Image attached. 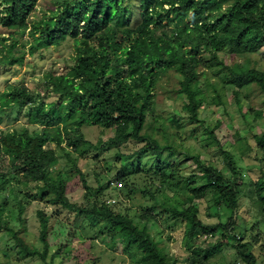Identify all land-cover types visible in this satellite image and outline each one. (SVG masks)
Wrapping results in <instances>:
<instances>
[{
  "label": "trees",
  "instance_id": "obj_1",
  "mask_svg": "<svg viewBox=\"0 0 264 264\" xmlns=\"http://www.w3.org/2000/svg\"><path fill=\"white\" fill-rule=\"evenodd\" d=\"M37 2L0 0V26L21 36L27 31L30 54L71 41L73 56L64 72L53 73L49 68L44 76L42 89L56 97L53 101L45 102L23 84L7 85L0 92V114L16 108L23 111L27 124L0 131V212L15 209L23 222L21 216L31 201L37 199L49 209L35 212L41 249L0 223V229L10 233L17 254L56 264L52 255L47 260L50 219L58 226L63 223L67 235L81 229L83 220L95 219L105 226L109 238L120 240L123 254L133 264H208L214 244L207 237L216 230L231 234L228 243L242 264H256L253 244L234 235V214L245 185L235 163L226 161L222 171L186 151L181 153L182 160L192 159L198 173L184 176L163 158L165 151L173 153L174 148L167 143L169 133L153 101L160 78L168 71L178 76L175 94L182 98L189 122H199L202 101L197 96L206 92V86L220 105L227 87L236 103L242 89L252 84L264 94V71L226 65L218 57L222 51L241 56L264 47V0H57L47 15L34 19ZM136 12L137 21L132 22ZM16 41L12 38L8 46H1L4 65L21 64L25 50ZM202 64L209 71L216 68L214 80L210 81L207 69L199 71ZM200 75L205 77V88ZM254 114L260 116L259 111ZM87 126L114 132L96 146L82 132ZM207 134L213 137L212 131ZM252 138L264 161V126ZM128 143L134 145L133 151L116 153L117 166L111 174L104 172L108 180L102 184L103 178L95 173V186L88 184L78 165L83 153ZM60 159L74 168L85 202L68 198L63 172L53 170ZM156 179L180 189L179 206L154 187ZM252 185L254 205L264 215V174ZM111 187L117 196L121 190L128 197L139 191L147 204L135 216L120 203L103 198ZM210 194L215 212L206 216L219 217L224 208L229 211L224 223L200 218L197 203ZM161 220L172 222L167 228L177 222L184 225L189 253L182 261L160 244L148 225L159 226Z\"/></svg>",
  "mask_w": 264,
  "mask_h": 264
},
{
  "label": "rangeland",
  "instance_id": "obj_2",
  "mask_svg": "<svg viewBox=\"0 0 264 264\" xmlns=\"http://www.w3.org/2000/svg\"><path fill=\"white\" fill-rule=\"evenodd\" d=\"M55 1L57 0H38L35 7L36 15L32 18L37 19L47 15L50 9L54 8ZM131 20L132 22L137 21V12L133 14ZM12 38L17 40V46H22L25 52L21 64L9 66L0 61V92L7 85L23 84L28 89L38 92L45 102L55 100L54 95L42 89V82L49 68L53 73H62L66 70V64L73 56L71 41L64 42L58 47H50L30 54L28 52L29 45L25 42L27 31H24L21 36L12 29L0 26V49L3 53L4 50L1 46H8L12 42ZM200 53L205 60L208 59L203 50ZM218 57L226 65L237 64L243 68L254 67L264 71V47L258 53L241 56L230 55L222 51L218 53ZM205 69L208 70L207 74L210 81L217 77L216 68L209 71L202 64L199 71ZM177 78L178 76L173 71L163 74L153 101L155 113L162 116L166 131L169 133L167 143L174 148L173 153L165 151L163 158L174 164L184 176L190 173H198L192 159L182 160L181 153L186 151L199 154L202 162L211 164L222 171H226V161L232 160L235 163L245 185L241 190L243 195L238 200V209L234 214V235L251 242L256 256V264H264V215L254 205L250 193L253 188V181L264 174V161L259 159L261 153L256 150L252 138V134L259 133L264 126V94L252 84L242 89L239 101L236 103L230 93L231 87H227L221 95L223 105H220L216 102L210 87L206 86V92L197 96V99L202 101V106L198 111L199 122H189L187 112L182 109V98L175 94L178 87ZM199 80L201 87H204L205 77L200 75ZM254 111H259L260 116L255 117ZM174 121H177L180 127H177L173 123ZM23 125H27L23 111L18 112L16 108H12L0 114V131ZM207 131H212L213 137L209 136ZM82 132L87 140L99 146L112 136L114 131L113 129L102 130L97 126H87L82 127ZM157 137L162 140L160 136ZM133 149L134 145L130 143L118 149L114 147L97 150L88 149L83 153V159L79 161L78 165L88 184L95 186V173L103 178L102 184H104L108 180L104 172L110 173L112 168L118 164L116 153H130ZM53 170L63 172V177L67 181L66 193L68 198L75 203L85 202L80 181L70 162L60 159ZM155 181L154 187H158L162 192L161 194L165 195L170 203L179 206L180 202L183 201L180 189L171 187L170 184L158 182V179ZM117 188L122 189V187ZM113 189L111 187L105 191L103 198L109 199L111 204L120 203L119 207L128 208L135 216H138L141 207L147 204V198H144L139 191H135L128 197L124 190H121L120 196H117L114 194L115 189ZM197 204L200 218L205 222L216 223L221 221L224 223L228 218L229 211L224 208L220 210L219 217L208 218L206 216L208 212H215L213 207L214 195H207ZM41 208L49 212L43 202L37 199L31 201L21 216L22 222L18 220L15 209L6 207L0 212V223L18 230L19 235L29 245L41 249V244L37 238L38 225L35 214L36 210ZM171 224V221L164 222L163 220L160 221L159 226L148 223L153 234H156L158 239L160 238V244L166 247L170 254L182 261L189 253L184 245V225L177 222L174 228H167ZM59 226L55 219H50L47 260L52 255L56 264H133V260L123 254L120 240L118 238L111 239L106 235L105 226L101 221L83 220L81 229L71 230L70 235H67V229L65 231L63 223ZM230 235L227 231L216 230L213 237H207V242L214 244L208 264H242L228 243L230 242ZM57 249L59 250L57 251ZM16 250L17 247L10 239V233L0 229V264H42L37 257L21 256L17 254Z\"/></svg>",
  "mask_w": 264,
  "mask_h": 264
}]
</instances>
